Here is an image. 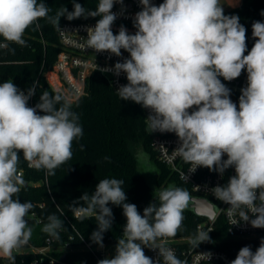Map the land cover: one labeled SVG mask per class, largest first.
Masks as SVG:
<instances>
[{
	"label": "clouds",
	"instance_id": "obj_1",
	"mask_svg": "<svg viewBox=\"0 0 264 264\" xmlns=\"http://www.w3.org/2000/svg\"><path fill=\"white\" fill-rule=\"evenodd\" d=\"M72 2V11L61 7L50 16L44 0H0L4 41L0 49L12 43L25 46L26 30L39 28L41 19L59 28L62 16L69 21L99 17L94 27L87 28L86 47L117 57L121 50L129 54L103 69L126 75L127 83L116 91L120 99L150 111L145 119L150 133H175L176 151L192 166L191 172L205 167L223 176L227 169H234L235 175L226 184L213 188L215 198L228 205L230 218L240 217L232 219V225L244 221L264 228V22L252 23L255 42L249 51L246 27L238 15L224 14L220 0H163L159 5L139 0L134 34L123 25L118 33L112 31L117 19L112 9L116 3L123 9L124 0H99L94 10ZM244 71L247 83L237 105L221 77L230 82ZM35 93L34 87L24 91L12 80L0 83V255L13 262V250L27 245L32 235L26 217L33 205L16 198L25 184L19 168L21 153L29 166L54 175L72 158L73 142L83 136L79 115L69 103L57 108L61 96L44 91L39 102L29 106ZM123 184L116 178L101 179L94 192L78 199L86 206H78V200L70 205L81 220L95 216L97 229L90 239L101 248L103 233L111 229L114 219L109 203L122 207L126 218L122 238L114 255L97 264H154L145 255V247L158 250L163 264H184L158 241L176 236L189 205V192L169 185L141 215L135 204L126 202ZM47 221L43 231L59 238L64 221L55 213ZM209 232H198L191 243L197 247L210 241ZM205 254L209 260L211 253ZM230 264H264V239L255 251L251 246L240 248Z\"/></svg>",
	"mask_w": 264,
	"mask_h": 264
},
{
	"label": "trees",
	"instance_id": "obj_2",
	"mask_svg": "<svg viewBox=\"0 0 264 264\" xmlns=\"http://www.w3.org/2000/svg\"><path fill=\"white\" fill-rule=\"evenodd\" d=\"M50 7V16H55L61 7L73 10L72 0H44ZM86 9L94 10L99 0H76ZM159 5L163 0H152ZM225 15H238L240 23L246 29V43L250 51L254 39L252 37V23L254 21L264 22V0H240L237 7L224 9ZM99 17L78 18L69 21L62 16L59 22H96ZM39 28L26 30L24 39L25 46L10 44L7 49H0V83L12 80L20 89L27 90L34 87V106L39 102L40 95L47 91L50 95H60L61 102H67L71 110L79 115V123L83 128V136L73 142L72 158L58 167L55 174H49L46 169L30 168L29 163L21 159L19 168L24 171L26 185L21 187L17 194L22 202L44 203L45 208L40 210L44 221L36 222L27 219L32 228V235L27 245L21 247L26 249L31 244L41 247L45 239L50 235L43 231L47 217L55 213L64 221L63 232L59 233L60 238L66 239L73 234L71 224H74L78 231L91 244H95L90 237L97 229V221L93 215L90 218L81 220L74 217L70 205L78 200L83 193L95 191L99 180L105 178H116L124 181L122 187L127 196L128 203L137 206L138 211L143 210L156 199L157 192L152 186L153 181L158 189H163L174 184L188 191V188L181 184L177 177L171 175L169 169L158 160L157 154L151 148V137L147 131L142 106L132 101L121 100L117 92L111 87L105 77L93 75L89 78L87 92L75 102H68L61 93L51 89L44 74L52 69L58 53L59 39L56 27L46 19L39 21ZM4 42L0 37V43ZM14 49V52L11 51ZM247 52L245 53V55ZM242 72L237 80H242L246 75ZM221 80L224 81L221 77ZM41 115L43 113H40ZM143 152L148 157L149 171L147 167H140L139 153ZM107 158V159H106ZM46 181L48 183L46 184ZM189 192V191H188ZM158 202V201H157ZM78 206H86V202L78 200ZM112 209L113 223L110 230L103 233V243L114 244L120 239L123 225L126 218L123 215L122 207L108 205ZM65 214L70 222L64 219ZM182 226L178 229L175 237L187 236L195 231L196 224L201 220L190 211H184ZM261 240L240 241L236 247L251 246L252 250L259 247ZM218 247V246H215ZM231 244L223 245L232 255ZM13 253L15 257L11 264H34L39 257L31 252ZM69 263L80 264L86 261V257L79 253H68Z\"/></svg>",
	"mask_w": 264,
	"mask_h": 264
},
{
	"label": "built area",
	"instance_id": "obj_3",
	"mask_svg": "<svg viewBox=\"0 0 264 264\" xmlns=\"http://www.w3.org/2000/svg\"><path fill=\"white\" fill-rule=\"evenodd\" d=\"M140 10L139 0H124L123 9L121 4H114L112 11L117 14V19L112 25L113 33H118L120 26L123 25L129 33L134 34L136 29L133 26V19L135 13ZM95 23L62 21L58 24L60 29L56 27L60 51L52 69L44 74L51 89L55 92L61 94L66 92L80 98L86 94L89 78L93 75L105 77L115 91L121 85L127 83L124 73L117 76L112 71L103 70L111 68L116 62H122L123 59L128 58L129 54L126 51L121 50L122 55L117 57L108 52H96L86 47L87 28L94 27ZM223 83L231 90L230 98L232 101L238 105L240 90L247 83V74L242 80L234 79ZM77 97L75 100L78 99ZM68 102L75 101L68 99ZM28 103L29 106H34V95ZM142 109L146 119L150 111L143 107ZM145 124L151 137V148L157 154L158 160L169 169L171 175L177 177L178 181L188 188L192 195L208 199L217 208V212L212 219L200 217L201 220L196 224L194 233L187 236L167 238L164 241H158V243L162 242L165 247L171 248L175 255L184 261V264H230L240 250L236 247L238 242H253L264 239V228H253L249 222L244 221H241L238 225H232L231 220H239L240 217L236 215L230 218L228 205L214 196L213 188L217 185L226 184L229 177L235 175L234 169H227L223 176L205 167H198L194 172H191L192 166L186 163L176 151L179 141L175 133H161L159 131L150 133L146 120ZM226 158L225 156L224 159ZM21 175L23 178V170H21ZM47 183L48 181H46ZM32 205L33 208L26 218L42 223L44 219L40 215V210L45 208V204L33 203ZM245 211L248 210L245 209ZM63 215L64 219L70 222V219L65 214ZM248 215L251 217L252 213L248 211ZM74 217L78 218L75 214ZM71 225L74 232L66 239L60 238V236L59 238L49 236L41 247L31 244L26 249L19 248L13 251L18 253L26 250V252L37 255L39 258L36 259L34 264H73L67 261L68 253H79L86 257V261L80 264H97L100 259L114 255L117 242L114 244L103 243L104 246L101 248L88 242L76 226ZM200 231H210V241L202 242L195 247L191 241ZM62 232L63 229L59 230V233ZM227 244H231L234 255L223 249V245L226 246ZM144 252L146 256L153 259L154 264L157 259L163 264L162 257H158V250L145 247ZM205 253H211L209 260ZM64 257H66L65 260H63Z\"/></svg>",
	"mask_w": 264,
	"mask_h": 264
},
{
	"label": "water",
	"instance_id": "obj_4",
	"mask_svg": "<svg viewBox=\"0 0 264 264\" xmlns=\"http://www.w3.org/2000/svg\"><path fill=\"white\" fill-rule=\"evenodd\" d=\"M139 156H140V167H145L146 165L149 164L148 163V157L146 156V154H144L143 152H140ZM147 171H149V168L147 169ZM172 185H174V184H172ZM152 186L154 187V189L157 193L161 190V189H158L156 187L155 181H153ZM189 194H190V201H189V205H188L187 209H185V211H190L198 217H205V218H209V219H212L215 216V214L217 212V208L211 201H209L208 199H205V198L196 197V196L192 195L190 192H189ZM65 259H66V257L63 258V260H65Z\"/></svg>",
	"mask_w": 264,
	"mask_h": 264
},
{
	"label": "rangeland",
	"instance_id": "obj_5",
	"mask_svg": "<svg viewBox=\"0 0 264 264\" xmlns=\"http://www.w3.org/2000/svg\"><path fill=\"white\" fill-rule=\"evenodd\" d=\"M220 4L222 5V7L224 9H231V8L237 7L240 4V0H220ZM62 95L64 96V98L67 101H68V99L76 101L75 99H76L77 96L74 95V94H67L66 92H64V94H62ZM14 252L15 251H13V253ZM0 264H11V261L9 259L3 257L2 255H0Z\"/></svg>",
	"mask_w": 264,
	"mask_h": 264
}]
</instances>
